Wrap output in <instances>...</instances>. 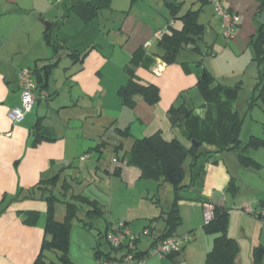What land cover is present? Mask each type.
<instances>
[{
    "label": "crops",
    "instance_id": "crops-1",
    "mask_svg": "<svg viewBox=\"0 0 264 264\" xmlns=\"http://www.w3.org/2000/svg\"><path fill=\"white\" fill-rule=\"evenodd\" d=\"M91 1L99 8L97 14L83 2L74 4L63 23L62 32H58L59 39L66 45L67 49L70 51H87V53L82 60L72 62L71 67L64 69L65 81L63 83V90L67 94V99L61 102L57 108L56 106L50 107L51 112H53L52 116L55 119L52 120L46 111L38 114L37 107L35 109L36 105L40 106L44 102L48 106V101L55 98V96L58 99L59 95L57 91L53 94L49 92L50 77L47 88L43 90L46 93V99H36L31 110L25 113L19 122H13L8 116L11 110L20 106V89L17 83V73L22 68V63H29L30 59L49 60V58L41 59V56H37L38 54L31 56L32 58L22 55L23 59L15 66V64L7 62L8 56H0V264H33L40 253L41 244L45 237L44 225L47 216V203L42 198V195L48 194L47 189H50L53 194V188L46 186L45 190H40L38 187H35L40 182L47 181L57 174L59 175V180L55 186L56 188L61 187L65 182H71L69 185L83 183L80 180L82 172L79 168L73 166L70 157L73 155L72 157L79 158L80 160L83 156L82 152L87 155L88 150L96 147L101 141H109L111 138H115L114 141L118 143L115 128L122 129L126 127L124 126L125 124H121L120 118L115 119V117H111L112 110L106 106L107 100L111 98L117 106L119 103L118 97L116 95L110 97L109 92L101 86V78L103 77L101 73L102 67L105 64H109V61L114 57V53L117 52L115 51V48L117 49L116 46L111 47L110 51L112 54L105 56L102 54L104 48L97 45L96 39L102 33L97 24L99 20L98 15L101 11H110L119 14V18H122L118 27L115 23L112 25V29H114L113 33L111 32L107 36H103V39L108 41L107 38L110 36L112 39L111 43H113V41L123 39V36L127 37L123 49L120 50V54L122 53V63L126 59L130 61L137 49H143L144 53L139 66L135 70V76L143 83L155 85L159 89L160 100L154 106L147 105L138 96L135 97L136 103L132 108L126 109L125 106L120 107V103L116 107L121 116L125 113L127 114L129 132H133V127L137 124V137L150 136L156 132H160L164 140L177 139L186 147L190 144L192 145L193 142H197L210 151L223 150L222 152L213 154L212 159L213 163L220 164L221 167L212 166L207 171V174L219 177L220 185L216 186L215 184L211 186L212 190L202 197L203 200L200 207L202 211L204 203L227 208L226 198L221 191L224 190V187L225 191H227L230 178H233V182L236 185L237 176L232 173V170L234 168L237 169V166L241 167L238 162L240 148L245 145L251 136L260 138L250 135L242 145L243 142L238 135L240 143L235 149H232L234 137L231 133V116L236 106L235 102L238 91L231 89L223 91V94L226 95L225 97L229 101L227 108L223 107V103H220V105H216L213 109L210 103L204 102L198 108L194 107L193 112L184 121V128L181 127V130H183L182 136L173 131L171 125L174 124L170 122L168 111L175 105L180 93L187 90H195L197 83V74H186L180 62L195 61L179 58L178 63L165 64L157 55L160 52L157 46L158 41L154 40L152 36L156 31H167L168 29L180 30L182 22L178 17L184 15L188 10L197 11V22L204 26L202 39L206 37L209 42L214 38L213 44L207 48L221 51L223 53L222 57L227 54H245L248 52L251 37L255 35L261 25L257 22V19L264 11V8H261V3L264 0H219L225 10L236 16V30L233 38L229 41H225L220 34L218 19L213 13V7L209 0H205L206 2L203 0V2L201 0H136L134 3L131 0H110L109 3H104L103 0ZM57 2L70 3L68 0H0V19L5 16H11L15 24V31L25 28L27 31L26 36L29 37L31 31L34 33L35 31H41V26L34 15L28 17L24 14L25 3L32 4L33 8L40 11L42 16L54 10ZM189 3L193 6L196 4L199 6L196 9H193V6L187 8ZM206 4L210 5L209 16H211L208 20L205 17L207 25L199 20L203 7ZM173 14H176V16H173ZM31 18L34 21L28 23ZM48 19L46 21H50ZM107 23H110L109 19ZM53 24L55 23L50 21V27ZM114 27L117 28L115 29ZM218 37L222 39L221 43L218 42ZM131 40L132 45L125 48L128 41ZM147 42L149 45L145 47L144 45ZM134 44L137 46L135 50L132 49ZM190 47L192 46L190 45ZM249 56L253 60L254 56L252 57L251 53H249ZM256 74L258 76V72ZM257 76L255 78V85ZM5 79H9V83H12L11 86L6 85ZM119 85L122 87L125 83L121 82ZM226 87L231 86H225V89ZM236 87L239 86L237 85ZM229 94H232V96H228ZM95 97H97V100ZM86 100L88 101L87 106L93 108L95 112H100L98 118L99 120L104 118L103 124H98L99 127L96 130L92 129L93 133L88 134V139L84 136L79 137L77 134L73 138L68 132L72 129L77 132L76 128L69 126L71 119L65 118L64 112L72 109H82L81 103ZM33 110H35V113H33ZM101 113L102 115L104 114L103 117ZM57 117L60 119V124L56 123ZM39 118H42L43 126L53 131L56 136L55 141L33 142L35 123ZM94 120L96 119H91L92 123H94ZM136 120H139V124L136 123ZM85 138L90 142L88 147L85 146ZM190 138L191 140H187ZM92 142L94 143L91 144ZM73 146L75 149L71 151ZM246 151L247 149L244 150L243 154ZM227 155L234 157L227 158ZM247 157L260 165L256 170L262 168V164L256 156L252 158L247 155ZM113 160L114 158L110 161V165L117 163V161L113 162ZM110 165H104V174L109 173L106 169L113 172V166ZM116 168H120L121 174L123 167L119 166L114 169ZM73 190L75 191V188L71 186L68 192H63L65 197L64 202L59 200V202L54 204V218L57 221H63L65 217V201L71 202L72 200L69 199L71 195L84 196L103 206L97 194L91 197L90 195H84L82 189L76 190V192H73ZM248 190L252 192V189L248 188ZM218 192H221L220 196H216ZM229 192L231 193V191ZM28 195H31L32 198H24ZM231 196L234 198L237 197V194H232ZM237 202H239V208H227L229 210L228 219L231 210V214H236L240 220V232L237 235L230 231L231 226L229 224V228L227 229V235L236 240L239 248L238 254L234 259V264H252L253 250L256 247H261L263 250L261 264H264V221L244 212L245 209H250L257 213L264 206V195L256 196L252 194V197L248 198L239 197ZM103 210L105 211L104 208ZM27 212L37 213V218L31 225L24 222V214ZM251 224L253 228L255 224L261 225V233H259L257 239L252 233L253 230L251 232L248 228L251 227ZM127 228L130 231L129 226ZM145 228L153 235L152 225H144L142 229L145 230ZM163 229L164 223L156 235H159ZM187 233L191 234L192 239L193 235L195 236V233L191 230ZM213 238V236L205 235L206 246L204 245L201 253L202 259H204L202 260L203 262L211 249ZM242 241L245 243H243L245 245L244 249L240 244ZM149 246L142 247L140 242L137 243L138 250L140 251L147 250ZM95 247V236L83 229L78 222L73 223L70 229L68 248L70 261L73 264H96V261L92 257ZM49 252L53 251H46L44 253L46 263L50 261L47 258ZM187 252V248L184 247L178 263H185L188 257ZM163 259L173 261L169 258ZM203 262L201 264H204Z\"/></svg>",
    "mask_w": 264,
    "mask_h": 264
},
{
    "label": "rangeland",
    "instance_id": "rangeland-1",
    "mask_svg": "<svg viewBox=\"0 0 264 264\" xmlns=\"http://www.w3.org/2000/svg\"><path fill=\"white\" fill-rule=\"evenodd\" d=\"M70 1L71 0H68V2ZM69 4L65 2H57L56 8L54 10H51L50 13L41 16L40 11L33 8L32 4L25 3L26 7H24V14L28 17L34 15L41 26V31H35V33L31 31L29 37L26 36L27 31L25 28L15 31V24L12 21L11 16H5L0 19V54H2L0 56H8L7 62L10 64H15L16 66L18 62H21L23 56H29V58H32L31 56H35L36 54H38V57L41 56V59L52 58V62L55 61L57 57L59 58L58 66L51 70L49 76V92L53 94L55 91H57L59 95H57L58 99L55 96V98L49 100L47 103L48 106H46L45 102L40 106H35V109L37 107L36 110L39 111L38 114L46 111L47 115L50 116L52 120L55 118L52 116L53 112H51L50 107L56 106L57 108L61 102H64L67 99V94L63 90V83L65 81L64 69L71 67L72 65L71 58L66 56L65 53L66 51L70 50L67 49L66 45L58 37V32H62L61 29L65 21H62V18L64 14L67 13V7L70 6ZM190 6L192 7L193 5L189 3L187 8ZM198 6V4L194 5L193 9H196ZM209 15L210 5L206 4L204 5L203 11L200 15V22H203L205 25H207V20L211 17ZM98 16L100 21L98 20L97 24L99 30H101L102 33L98 36L96 42L99 47L104 48L102 54L108 56L109 54H112L110 51L111 47H117V49L115 48V51L117 52L114 53V57L109 61V64H105L102 67L101 73L103 74V77L101 78V86L109 92L110 97L114 95L118 97L117 99L119 100L121 107L124 105L122 104V100L118 96L117 92L121 87L119 84H121V82L126 83L127 81L125 67L128 65L129 59H126L125 61L123 60L124 62L122 63V53L120 54V50L123 49V45H125V40L127 37L123 36V39H118L113 41V43H111L112 39L110 36L107 38L108 41L104 40L103 36H107L111 32L113 33L114 29H112V25L115 23V25L118 27L122 21V18H119V14L112 13L110 11H101ZM47 18H49L48 20L55 23L54 26L58 25L62 21V24L58 29L56 26L55 29H52V37L56 36L57 40L65 46V49L62 50L57 57H54L55 53H53L52 48L46 45L42 34L46 28V25L50 24V21H46ZM108 19L110 23H107ZM33 21V18H31L28 23ZM117 27L114 28L116 29ZM213 40L214 38L208 42L207 38L204 37L202 41H198L197 51L191 49L192 47L188 46L186 49L180 50L178 58H185L190 61L194 60L199 62L202 67H204L213 75L216 83H219L222 86H231L226 87V89L223 87L222 92L220 93L219 103H210L213 109L216 105H220V103H223V107L227 108V103H229V101L226 99V95L223 94V91H229V89L238 91L237 100L235 102L236 106L233 109L232 115L235 113L241 121L237 134L239 135L240 140L243 142L242 145L250 135H255L264 139V103L259 100L256 104H254L253 101L254 97H256V93L253 90L255 78L257 76L256 72L258 71L257 63L254 60H251V56H249V53L252 54V57L254 56L252 46H249L248 52L245 54L241 53L240 55H237L236 53L234 55L232 54L234 52H232V55L227 54L222 57L221 55L223 53H221V51L207 48L213 44ZM218 42H222L220 37H218ZM131 45L132 40L128 41L127 47L125 48H128ZM136 48L137 46L134 44L132 49L135 50ZM30 60L31 61L29 63L23 62L22 68L32 71L35 66H41L43 64L42 62H44V60L39 59ZM4 82L7 86H11L12 84L9 83V79H5ZM237 85L239 87H236ZM228 96H232V94H229ZM96 98L97 97H95V99ZM204 102L205 101L198 90L192 89L180 93L178 100L173 107L178 108L181 104H183L188 107L198 108ZM87 104L88 101L86 100L85 102L81 103L82 109H72L64 112L65 118L71 119L69 126L76 128L77 132L73 131L74 129L68 132V134L73 138L77 134L79 137L84 136L88 139V134L93 133L92 129L96 130L99 127L98 124H103L104 118L101 120L98 118L100 112L93 111V108H90V106H87ZM118 105L116 106V103L113 102L112 98L108 99L106 102V106L112 110L111 117H115V119L120 118L121 124L123 123V125L125 124L124 126H126L122 128V130L125 131L128 128L129 121L127 119L126 113L122 116L120 115L118 109L116 108ZM126 109H129V107H126ZM34 111L35 110H33V113H35ZM103 116L104 114L102 117ZM93 118L96 119L94 120V123L91 121ZM59 120L60 119L57 117L56 123L60 124ZM185 120H187V118L182 120L179 125H171L173 131H176L179 136H182L181 134H183L181 127L184 128L183 124ZM136 123L139 124V120H136ZM136 129L137 124L134 125L133 132H129V135L120 136L116 139L118 140L117 144H122V148L117 152L114 151L112 143L115 138H111L109 141L105 140L106 144L101 148V152H96L93 149L88 150V158L84 162L80 161L79 158L72 157L73 155L70 157V161H72L73 166L81 170L82 175L80 180L83 182L81 184H70L75 188V191L73 190V192L82 189L84 195H90L93 197L95 194H97L100 202L103 204V208L105 209L103 217L93 222L94 230H92L91 233L95 236L96 230L103 231V228L107 222L113 223L127 221L131 233L134 235H140L139 242L141 246L147 247L150 245L151 237L149 235H144L143 232L145 230L142 228L144 225H152V234L156 235L163 227L166 210L173 203H175V206L177 207L181 217V224L176 228V233L183 234L190 230L195 233V236L193 235V239L185 246L188 251V257L186 258L185 256V263H178L168 259H158L157 257L149 256L145 259L144 264H201V262H203L202 260H204L202 259L201 255L202 249H204V245L206 246V234L203 230L204 217L203 211L200 208L201 202L203 200L202 197L212 190L211 186L215 184L216 186L220 185L219 177H215V175L211 176L210 174H207V171L209 167L213 166L219 168L221 165L212 162L213 155H210L211 157L207 155H201L195 161L194 168H191L190 165L192 164V160L190 157H186L183 163L184 170L186 171L183 184L186 185V187L181 190L179 198L175 199L173 187L168 182L164 181L163 178L158 180L140 178L139 170L129 163L130 151L134 140L137 138H142L137 137ZM86 138L84 140L85 146L88 147L90 142ZM93 143L94 142L91 144ZM190 145H188V147ZM73 149H75L74 146L71 148V151H73ZM81 154L83 156L85 155L83 152ZM244 155H248L252 158L256 156L260 160L262 168L260 170L243 169L242 167L237 166V169H235L234 166H232L235 169L232 170V173L237 176L236 186H238L239 189H237L235 193L237 194V197L234 198L231 196L232 193H230L227 189V191H225V187L223 188L224 190L221 191L223 192V196L226 198V207L228 209L238 207L239 202H237V200L239 197L248 198L252 197V194H255L256 196L264 195V147L247 149ZM228 157L234 156L227 155V158ZM113 158L117 160V163L111 164L113 166V171L115 167H123L120 175H113V172L106 168L105 169L108 170L109 173L104 174V165L106 164L109 166L110 161ZM190 169H192L193 172L198 175V178L192 184L190 183L189 178ZM248 188L252 189V192L248 190ZM52 190L53 195H55L61 202H64L65 197L61 187H54ZM221 192L216 193V196H220ZM84 210H86V207L82 206L78 213V217H83ZM231 213L232 211L230 210L228 224L231 226L230 231L237 235L240 232V220L237 218L238 216H236V214ZM261 220L264 221V219ZM74 223L77 222L75 221ZM248 228L251 230V232L253 230L252 233L257 239L259 233H261V225L255 224L253 228L251 224V227ZM243 243V241L240 242L242 248L244 249L245 243ZM47 258L48 260L56 262L57 253L49 252L47 254Z\"/></svg>",
    "mask_w": 264,
    "mask_h": 264
},
{
    "label": "trees",
    "instance_id": "trees-1",
    "mask_svg": "<svg viewBox=\"0 0 264 264\" xmlns=\"http://www.w3.org/2000/svg\"><path fill=\"white\" fill-rule=\"evenodd\" d=\"M131 1L134 3L136 0ZM203 1L206 2L207 0ZM81 2L85 3L95 14L98 13L99 8H97L91 0H71L69 4L70 6L67 7V13L64 14L62 21L67 19L69 11L74 4ZM103 2L109 3L110 0H103ZM261 8H264V2L261 3ZM173 16H176V14H173ZM196 17L197 11L188 10L184 15L178 17L182 22V28L180 30L168 29L167 31H164L162 39L158 41L157 44L160 50L157 55L165 64L170 65L178 63L180 50L186 49V47L190 45L192 46L191 49L195 51L198 50L197 45L198 41H202L204 26L197 22ZM62 21L58 25H55L57 29L62 24ZM55 26L53 24L49 29H45L43 31V37L46 45L52 48L53 53H55L54 57H57L58 54L65 49V46L57 40L56 36L52 37V29H55ZM197 38H200V40ZM250 45L253 48V60L257 63L258 67L257 82L254 87L256 97H254L253 101L254 104H256L259 100L264 103V25H260L255 35L251 37ZM65 53L71 58L72 62H76L82 60L87 51H66ZM143 53V49H137L133 53L128 65L125 67L128 79L125 85L120 87L117 92L118 96L122 100V104L125 107L132 108L136 103L135 97L138 96L141 97L142 100L149 106L156 105L160 100L159 89L155 85L143 83L135 76V70L141 62ZM58 61V57L53 62L51 59L44 60L41 66H35V68L31 71L35 78L37 90L43 91L47 88L50 72L57 66ZM180 64L186 74H197L196 89L205 102H220V93L225 86L216 83L213 75L202 67L199 62H180ZM192 112V107L181 104L178 108L172 107L168 111V114L169 118L172 116L184 115L183 118L174 124L179 125V123L189 117ZM231 122V133L234 137V146L232 149H235L240 143L237 133L239 131L241 121L234 113L231 117ZM115 131L118 137L129 135L128 128L125 131L115 128ZM55 140L56 136L53 131L42 125V118L37 119L35 123L33 142H53ZM187 140H191V138ZM112 143L115 152L122 148L121 143L117 144L115 141ZM105 144V141H101L93 148V150L101 152V148L104 147ZM197 144L198 147H195L193 144L186 147L177 139H172L170 141L164 140L161 133L156 132L150 136L134 140L130 151L129 163L139 170L140 178L154 180L163 178L164 181L168 182L173 187L175 199H177L179 198L181 190L186 187V185L183 184V180L186 175L183 163L186 157L191 158L192 164L190 166L191 168H194L195 161L199 156H210L223 151H210L202 147L200 143ZM262 147H264V140L251 136L245 145L240 148V152L238 154V162L241 167L246 169H258L260 165L245 156L243 152L248 148ZM114 160L117 161L116 159ZM119 174L120 168L114 169L113 175ZM189 178L190 183L192 184L196 181L198 175L190 169ZM58 180L59 175L57 174L47 181L40 182L35 188L38 187L40 190H45L46 186L54 188L57 185ZM70 188L71 186L67 182L63 183L61 186L63 192H68ZM237 189L238 187L234 184L233 178H230L227 190L231 191L232 194H235ZM47 190L48 194L42 195V198L47 203V216L44 225L45 237L41 244L40 253L36 257L33 264H73L68 257L69 236L72 224L76 221L83 229L92 232V230H94L93 222L102 218L105 211L103 210V206L96 201L89 200L81 195H71L70 199L72 201L65 203V217L63 221H57L54 218V204L59 202V199L51 193L50 189ZM24 198H32V196L28 195ZM82 206H85L86 210L83 212V217L78 218V212ZM228 212L229 210L225 207L213 206V218L208 224L203 226L205 234L214 237L211 249L206 255L204 264H234V259L238 254L239 248L236 240L227 235ZM165 214L163 231L159 235H151L149 232L148 235L152 238V240L149 248L145 251L138 250L137 243L139 242V239H136L133 243L127 241L125 245L118 249L111 248L106 242V235L111 230L114 223L107 222L103 231L96 230V247L92 253V257L96 261V264H102V260L120 257L122 256L123 251L128 253L132 252L139 258L147 257L150 249L157 241H162L174 235L176 233V228L181 224V217L175 203H173L166 210ZM24 215V222L28 225L33 224L37 218L36 212H27ZM123 223L126 227L128 226L127 222ZM183 248L173 252L166 258L172 259L176 262L180 261ZM46 251H53L57 253V261L55 262L50 260L46 263L44 254ZM262 257V248L256 247L253 250L252 264H261Z\"/></svg>",
    "mask_w": 264,
    "mask_h": 264
},
{
    "label": "built area",
    "instance_id": "built-area-1",
    "mask_svg": "<svg viewBox=\"0 0 264 264\" xmlns=\"http://www.w3.org/2000/svg\"><path fill=\"white\" fill-rule=\"evenodd\" d=\"M213 7V13L218 19L220 34L225 41L233 38L236 30V16L224 9L219 0H209ZM164 31H156L153 35L154 40L160 41L163 37ZM149 43H145L147 47ZM17 83L20 89V106L11 110L8 114L13 122H19L25 113L29 112L36 99H46V93L37 90L35 78L30 70L19 69L17 73ZM88 155H84L80 160H85ZM115 160H113L114 162ZM245 213L251 214L259 219H264V206L257 212L250 209H245ZM204 225L208 224L213 218V206L210 203L203 204ZM144 235H148L149 231L145 230ZM140 235L132 234L123 222H116L112 225L111 230L106 235V242L113 249H118L125 245V243L139 239ZM192 240L189 233L177 234L162 240L157 241L150 249L147 257H157L158 259L166 258L175 251L180 250ZM147 257L139 258L134 253L124 252L122 256L102 260V264H144Z\"/></svg>",
    "mask_w": 264,
    "mask_h": 264
},
{
    "label": "water",
    "instance_id": "water-1",
    "mask_svg": "<svg viewBox=\"0 0 264 264\" xmlns=\"http://www.w3.org/2000/svg\"><path fill=\"white\" fill-rule=\"evenodd\" d=\"M257 22L259 24H261V25L264 24V11L261 14V16L257 19ZM48 28H50V25L49 24L46 25V29H48ZM183 116L184 115L172 116L171 119H170V121H171L172 124H175L178 120H180L181 118H183ZM192 144L195 145V147H198V144L197 143L193 142Z\"/></svg>",
    "mask_w": 264,
    "mask_h": 264
}]
</instances>
